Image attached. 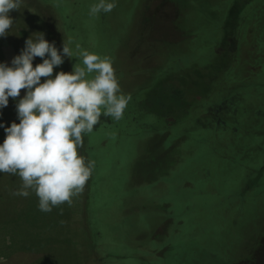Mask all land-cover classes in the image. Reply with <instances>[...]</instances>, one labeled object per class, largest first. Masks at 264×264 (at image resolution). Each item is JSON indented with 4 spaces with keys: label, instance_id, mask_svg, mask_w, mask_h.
Returning <instances> with one entry per match:
<instances>
[{
    "label": "rangeland",
    "instance_id": "374dc122",
    "mask_svg": "<svg viewBox=\"0 0 264 264\" xmlns=\"http://www.w3.org/2000/svg\"><path fill=\"white\" fill-rule=\"evenodd\" d=\"M96 2L24 0L0 38L9 66L34 33L65 43L73 57L53 77L84 67L76 45L107 57L131 97L121 120L83 136L95 168L71 205L41 212L0 174V264H103L96 246L120 253L107 264H264V0H115L90 16ZM25 92L2 110L5 127Z\"/></svg>",
    "mask_w": 264,
    "mask_h": 264
},
{
    "label": "clouds",
    "instance_id": "9594fccd",
    "mask_svg": "<svg viewBox=\"0 0 264 264\" xmlns=\"http://www.w3.org/2000/svg\"><path fill=\"white\" fill-rule=\"evenodd\" d=\"M24 0H0V38L9 34ZM115 0H97L89 8L90 16L110 13ZM84 67L76 64L72 72L54 68L72 58L73 51L65 43L62 51L43 33H34L19 55L0 62V116L9 104L16 103L19 123L10 127L0 123L6 138L0 144V174L18 176L22 181L14 196L27 198L35 193L38 209L49 213L79 196L95 168V161H85L78 153L84 147L83 136L93 132L101 116L115 121L123 118L131 97L121 92L113 63L107 57L89 53L76 45ZM47 54V55H46ZM36 57L43 62L33 67ZM95 73L94 77L87 78ZM47 79L41 82V78Z\"/></svg>",
    "mask_w": 264,
    "mask_h": 264
},
{
    "label": "flooded vegetation",
    "instance_id": "af4514ba",
    "mask_svg": "<svg viewBox=\"0 0 264 264\" xmlns=\"http://www.w3.org/2000/svg\"><path fill=\"white\" fill-rule=\"evenodd\" d=\"M236 62H237V60H236ZM165 87L167 88V91L166 92H168V93H170L171 94V98L176 102V103H179V85L178 84H176V86L175 85H165ZM152 88H150L149 89V91L151 90ZM163 91V90H162ZM161 91V92H162ZM152 94H155L156 96H160V99H159V101H158V105H159V109H167L168 108V105H167V98L161 93V95H160V92H157V91H153L152 92ZM162 96V97H161ZM214 111H216L215 110V108L214 107H212L211 108V110H210V118H209V120L211 121V119L213 118V116H214V114H215V112ZM212 115V116H211ZM225 115V119L223 120L224 122H226L227 121V115H226V113L224 114ZM227 118V119H226ZM101 119H104L103 118V116H101ZM227 123V122H226ZM222 124H224V123H222ZM140 126H142V125H140ZM97 127V126H96ZM239 127V126H238ZM238 127H236V129H238ZM143 128V127H142ZM146 128V127H145ZM214 128L216 129V130H219V129H222V130H224V131H226V132H229L228 133V135L231 133V134H233L234 132H233V130H230V131H228V128H227V126L224 124V126H221L220 128H216V124L214 125ZM223 128H225V129H223ZM146 129H148V128H146Z\"/></svg>",
    "mask_w": 264,
    "mask_h": 264
},
{
    "label": "trees",
    "instance_id": "16d2710c",
    "mask_svg": "<svg viewBox=\"0 0 264 264\" xmlns=\"http://www.w3.org/2000/svg\"><path fill=\"white\" fill-rule=\"evenodd\" d=\"M41 3H43V2H41ZM65 66H67V64H65ZM77 66H78V64H77ZM183 94H184V93H183ZM190 96H191V95H190ZM192 96H193V95H192ZM194 96H195V95H194ZM209 105H211V103H207L204 107L202 106L201 110L204 111V109H206L207 106H209ZM102 116H103V115H102ZM103 118H104V119H101V118H100L99 123L96 125L97 127L94 126L93 132L90 133V134L95 133L96 130H98L100 126H102V125H106V124H110V122L108 121V120H109L108 117H104V116H103ZM110 121H111V120H110ZM222 131H223V130H222ZM84 146L87 147V145H84ZM93 242L95 243L94 240H93ZM95 251L98 252V253L96 252V254H97V256H98V259H99V257H100L101 260H100V259H99V260L102 261L103 264H107V263H106V260H107L110 256L112 257L113 260H118V259L122 258V257L120 256V253H119V254H118V253L113 254L111 251L101 250L100 247H98V246L95 247ZM108 254H111V255L107 256Z\"/></svg>",
    "mask_w": 264,
    "mask_h": 264
}]
</instances>
